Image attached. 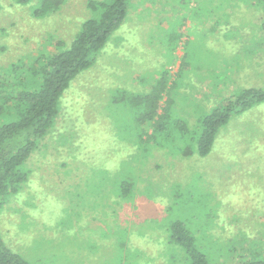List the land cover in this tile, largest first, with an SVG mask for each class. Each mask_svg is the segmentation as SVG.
Wrapping results in <instances>:
<instances>
[{
	"label": "rangeland",
	"instance_id": "obj_1",
	"mask_svg": "<svg viewBox=\"0 0 264 264\" xmlns=\"http://www.w3.org/2000/svg\"><path fill=\"white\" fill-rule=\"evenodd\" d=\"M88 1L63 0L35 18L37 0H0V89L5 69L68 48L94 17ZM236 2L132 0L124 23L63 94L24 165L26 183L0 210L6 247L29 264H187L167 241L179 221L209 264L264 258V104L233 116L199 157L182 155L177 136L166 138L171 123L160 134H151V122L136 123L130 100L164 73L173 86L162 108L169 101L170 118L193 130L240 91L264 89L261 9ZM123 181L132 185L127 197Z\"/></svg>",
	"mask_w": 264,
	"mask_h": 264
},
{
	"label": "trees",
	"instance_id": "obj_2",
	"mask_svg": "<svg viewBox=\"0 0 264 264\" xmlns=\"http://www.w3.org/2000/svg\"><path fill=\"white\" fill-rule=\"evenodd\" d=\"M25 5L30 0H13ZM33 10L35 18L55 12L63 0H37ZM222 7H232L236 0H218ZM261 9L260 27L264 30V0H255ZM132 0H90L87 8L94 14L85 20L68 48L57 49L55 54L38 56L33 61L19 63L5 69L6 84L0 89V210L6 201L17 194L28 179L24 165L36 150L39 141L55 123L61 98L71 82L87 71L109 38L124 23ZM235 4V5H236ZM54 48L61 47L57 41L50 42ZM164 73L152 85L146 95L130 98L136 106L135 122L143 126L151 122V134H160L165 124L171 123L172 130L166 138L177 136L184 143L180 153L190 156L196 153L206 156L216 134L229 120L252 108L264 104V89L249 88L230 98L222 107H214L197 120L195 129L182 119H171L169 101L162 108L163 95L172 89ZM4 91V92H2ZM167 97V96H166ZM162 108V109H161ZM160 110V112H159ZM172 121V122H169ZM174 139V137H173ZM176 139V138H175ZM128 181L120 183L123 197L131 194ZM168 244L180 248L187 264H209L206 256L197 249L192 234L179 221L172 223L167 235ZM242 264H264V258H252ZM243 260V259H242ZM0 264H29L19 254L6 247L0 237Z\"/></svg>",
	"mask_w": 264,
	"mask_h": 264
}]
</instances>
